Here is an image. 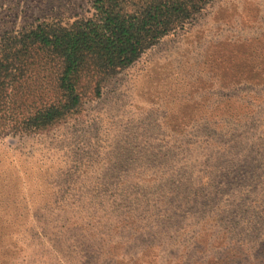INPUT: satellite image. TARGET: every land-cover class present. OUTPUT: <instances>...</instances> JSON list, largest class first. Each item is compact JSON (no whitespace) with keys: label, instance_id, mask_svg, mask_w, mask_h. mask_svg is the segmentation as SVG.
I'll return each instance as SVG.
<instances>
[{"label":"rangeland","instance_id":"374dc122","mask_svg":"<svg viewBox=\"0 0 264 264\" xmlns=\"http://www.w3.org/2000/svg\"><path fill=\"white\" fill-rule=\"evenodd\" d=\"M89 15L0 0V46ZM37 84L0 102V264H264V0H211L96 97L23 129Z\"/></svg>","mask_w":264,"mask_h":264},{"label":"trees","instance_id":"16d2710c","mask_svg":"<svg viewBox=\"0 0 264 264\" xmlns=\"http://www.w3.org/2000/svg\"><path fill=\"white\" fill-rule=\"evenodd\" d=\"M210 1L89 0L86 18L23 29L0 46V102L14 97L15 85L36 79L37 105L20 125L43 128L77 107L86 89L96 97L105 79L182 30Z\"/></svg>","mask_w":264,"mask_h":264}]
</instances>
